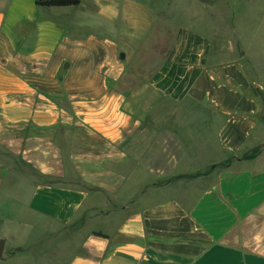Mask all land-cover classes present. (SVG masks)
I'll use <instances>...</instances> for the list:
<instances>
[{
  "label": "crops",
  "instance_id": "crops-1",
  "mask_svg": "<svg viewBox=\"0 0 264 264\" xmlns=\"http://www.w3.org/2000/svg\"><path fill=\"white\" fill-rule=\"evenodd\" d=\"M79 1L0 0V258L264 264V0L178 25L149 85L179 110L143 114L124 57L172 0Z\"/></svg>",
  "mask_w": 264,
  "mask_h": 264
},
{
  "label": "rangeland",
  "instance_id": "rangeland-1",
  "mask_svg": "<svg viewBox=\"0 0 264 264\" xmlns=\"http://www.w3.org/2000/svg\"><path fill=\"white\" fill-rule=\"evenodd\" d=\"M225 0H172L170 5L158 7L155 22L141 31L139 38L132 42V46L125 54V78L123 88L130 95L128 106L137 114L146 113L148 110L172 113L179 110V105L166 101L149 85L154 71L164 61L170 45L173 42L174 31L178 25H190L208 35L216 33L222 40V35L233 34L234 30L244 32L248 26L243 21L244 10L247 0H231L232 10L241 15L237 23L226 24L223 15L227 9L224 7ZM204 3V14L206 18L217 17L215 22L198 23L195 16L200 12V4ZM161 8V9H160ZM156 9V8H155ZM154 9V10H155ZM198 12V13H197ZM219 13V14H218ZM259 14V10L255 12ZM193 16V17H192ZM238 27V29L236 28ZM215 28V29H214ZM102 31V30H101ZM233 31V32H232ZM232 32V33H231ZM234 37V35H233ZM217 42L216 44H218ZM152 105V106H151ZM153 121L152 119L148 121ZM164 120H158L163 123ZM153 122L146 125H150ZM163 161V160H162ZM54 257V258H53ZM42 255L39 264H61L62 258ZM0 264H33V261L19 258H0Z\"/></svg>",
  "mask_w": 264,
  "mask_h": 264
},
{
  "label": "trees",
  "instance_id": "trees-1",
  "mask_svg": "<svg viewBox=\"0 0 264 264\" xmlns=\"http://www.w3.org/2000/svg\"><path fill=\"white\" fill-rule=\"evenodd\" d=\"M79 4V0H37V5L43 7H70Z\"/></svg>",
  "mask_w": 264,
  "mask_h": 264
},
{
  "label": "water",
  "instance_id": "water-1",
  "mask_svg": "<svg viewBox=\"0 0 264 264\" xmlns=\"http://www.w3.org/2000/svg\"><path fill=\"white\" fill-rule=\"evenodd\" d=\"M4 248H5V241L0 240V256H2V254L4 252Z\"/></svg>",
  "mask_w": 264,
  "mask_h": 264
}]
</instances>
